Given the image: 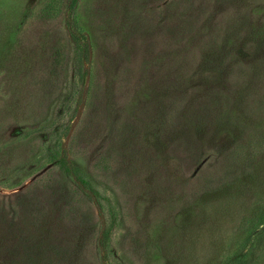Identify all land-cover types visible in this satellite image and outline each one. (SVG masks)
<instances>
[{
  "label": "rangeland",
  "instance_id": "374dc122",
  "mask_svg": "<svg viewBox=\"0 0 264 264\" xmlns=\"http://www.w3.org/2000/svg\"><path fill=\"white\" fill-rule=\"evenodd\" d=\"M70 2L0 0V264H264V0Z\"/></svg>",
  "mask_w": 264,
  "mask_h": 264
},
{
  "label": "trees",
  "instance_id": "16d2710c",
  "mask_svg": "<svg viewBox=\"0 0 264 264\" xmlns=\"http://www.w3.org/2000/svg\"><path fill=\"white\" fill-rule=\"evenodd\" d=\"M77 4V0H71L70 4H69V9L71 11H74L75 10V6ZM75 45L76 47L80 50L82 49L84 51V48L82 45H81V42H80V37L79 36H76L75 37ZM86 49V48H85Z\"/></svg>",
  "mask_w": 264,
  "mask_h": 264
}]
</instances>
